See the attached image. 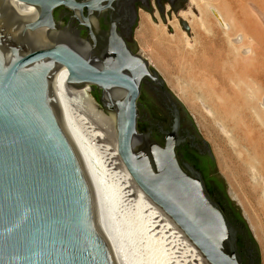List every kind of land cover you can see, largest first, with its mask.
<instances>
[{"label": "water", "instance_id": "water-1", "mask_svg": "<svg viewBox=\"0 0 264 264\" xmlns=\"http://www.w3.org/2000/svg\"><path fill=\"white\" fill-rule=\"evenodd\" d=\"M100 2L0 0V264H116L55 87L115 137L119 159L143 196L208 264H261L241 209L230 199L242 219L238 226L211 196L202 174L179 153L188 141L193 146L195 135L209 152L210 144L190 115L193 133L180 132L179 108H186L141 55L132 31L125 36L137 53L130 50L117 30L123 19L112 16L106 36L96 30ZM13 3L26 8L27 15ZM60 7L88 8L87 17L72 18L87 29L86 39L73 25L62 29L54 21L53 11ZM177 19L190 36L187 23ZM145 83L161 89L175 110L172 126L160 128V140L138 130L137 103ZM240 235L248 237L245 252Z\"/></svg>", "mask_w": 264, "mask_h": 264}, {"label": "rangeland", "instance_id": "rangeland-1", "mask_svg": "<svg viewBox=\"0 0 264 264\" xmlns=\"http://www.w3.org/2000/svg\"><path fill=\"white\" fill-rule=\"evenodd\" d=\"M188 1L180 15L187 16L181 19L190 36L176 15H168L164 23L158 13L155 22L142 12L134 41L210 144L229 197L241 209L264 264V108L259 105L264 97V0H255L256 13L254 0H247L248 12L239 14L238 0L235 5L195 0L197 6ZM218 19L230 27H222ZM235 23L246 35L239 44L234 43L240 33L232 27ZM246 46L257 54L243 55Z\"/></svg>", "mask_w": 264, "mask_h": 264}, {"label": "bare ground", "instance_id": "bare-ground-1", "mask_svg": "<svg viewBox=\"0 0 264 264\" xmlns=\"http://www.w3.org/2000/svg\"><path fill=\"white\" fill-rule=\"evenodd\" d=\"M238 1L237 14L247 13V0ZM191 2L196 5L195 0ZM227 2L235 5V0ZM252 4V11L256 13V1ZM13 7L27 15L26 8H20L17 3H13ZM226 14L229 16L230 13ZM237 14L233 16L238 17ZM181 18L185 20L187 16L182 14ZM221 25L230 27L229 23ZM234 25L236 23L232 27L237 30ZM237 31L240 33L234 43L239 44L242 39H246V35L242 30ZM197 34L202 36L200 31ZM257 52L254 47L246 46L242 53L248 56L250 53L256 55ZM55 90L62 116L77 138L96 196L99 225L116 264H208L172 221L143 196L119 159L115 137L76 99L66 95L59 87H55ZM249 98L251 100L253 96ZM261 100L259 105L264 108V97ZM188 104L193 107L191 103ZM254 143L255 140L251 145Z\"/></svg>", "mask_w": 264, "mask_h": 264}, {"label": "flooded vegetation", "instance_id": "flooded-vegetation-1", "mask_svg": "<svg viewBox=\"0 0 264 264\" xmlns=\"http://www.w3.org/2000/svg\"><path fill=\"white\" fill-rule=\"evenodd\" d=\"M88 2L89 0H74L76 5ZM188 3V0H101L100 6L103 10L100 14V20L97 21L96 30L100 34L106 36L112 30L110 18L112 16L122 18L123 21L120 23L117 30L122 34L124 39L128 41L125 34L132 31V38L135 37L140 14L142 12L153 17L158 13L163 18L168 15H176L181 18L180 14L185 11ZM88 12V8L86 7H83L81 10L78 8L70 9L60 7L53 11V18L62 29L68 27V25H73L72 27H74L79 33L80 38L86 39L87 29L79 25L78 22L72 20V18L76 15L87 17ZM128 47L132 52L137 53L133 41H128ZM91 92L98 100V103L95 104L102 109L99 94L94 91V89H92ZM137 108L141 116L138 122L139 132H152L153 137L156 140L161 139L160 128L168 130L174 123V107L164 96L162 90L155 86L147 83L142 85ZM179 116L178 124L180 132L183 134L188 132L193 133L191 125L192 121L187 110L179 108ZM179 153L202 174L207 190L220 204L231 220L238 226H242V219L235 208V205L230 200L226 183L219 172L217 161L211 146L209 152V149L206 148L202 140L195 135L193 146H191V142L188 141L186 145L180 149ZM247 238L246 235H240L239 237V248L243 252H245L247 248Z\"/></svg>", "mask_w": 264, "mask_h": 264}]
</instances>
